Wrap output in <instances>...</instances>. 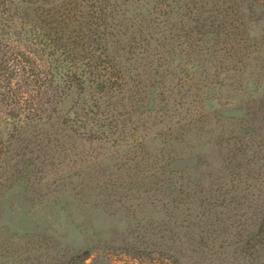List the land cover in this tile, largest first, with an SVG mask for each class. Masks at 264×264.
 <instances>
[{"label":"rangeland","instance_id":"1","mask_svg":"<svg viewBox=\"0 0 264 264\" xmlns=\"http://www.w3.org/2000/svg\"><path fill=\"white\" fill-rule=\"evenodd\" d=\"M117 1L107 117L72 93L37 126L0 119V264H264L242 247L264 217V23L234 54L191 0Z\"/></svg>","mask_w":264,"mask_h":264},{"label":"trees","instance_id":"2","mask_svg":"<svg viewBox=\"0 0 264 264\" xmlns=\"http://www.w3.org/2000/svg\"><path fill=\"white\" fill-rule=\"evenodd\" d=\"M191 1L194 33L225 36L234 54L252 45L240 28L264 23V0ZM117 7V0H0V119L37 126L72 93L89 96L96 109L91 112L107 117L106 99L126 89L112 40ZM214 200L206 204L208 211L221 207ZM263 245L264 217L242 247L250 255ZM89 255L79 254L69 264H85Z\"/></svg>","mask_w":264,"mask_h":264}]
</instances>
